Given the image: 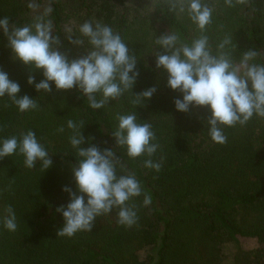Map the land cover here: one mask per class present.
Here are the masks:
<instances>
[{
    "label": "trees",
    "instance_id": "obj_1",
    "mask_svg": "<svg viewBox=\"0 0 264 264\" xmlns=\"http://www.w3.org/2000/svg\"><path fill=\"white\" fill-rule=\"evenodd\" d=\"M209 2L214 7L208 30L213 47L230 36L237 62L248 49L264 62V0H232V7L225 0ZM48 8L52 11L45 18L52 21L60 51L69 58L86 54L69 42L80 38L81 24H106L137 56L133 94L150 87L157 91L137 106L128 92L99 110L90 108L75 88L56 90L53 85L51 92L38 93L27 79L32 75L38 83L41 71L14 60L0 33V70L20 85V96L38 104L36 110L20 113L9 98L0 99V138L32 130L53 161L42 172L39 164L24 167L20 155L0 159V213L11 205L18 225L9 232L0 223V264H264V118L225 128L227 142L216 144L208 135L207 108L176 111L180 93L167 87V74L156 68V37L171 30L190 40L194 26L170 13L167 0H0V18L7 17L10 27H23ZM131 112L139 123L152 126L159 145L152 159L161 163L159 172L145 168L147 157L130 159L111 135L117 116ZM68 120L83 121V147L113 149L118 173L135 174L150 194L148 206L143 196L130 202L138 215L133 227L118 225L113 210L97 217L90 232L56 235L63 224L56 209L69 202L63 189L76 192Z\"/></svg>",
    "mask_w": 264,
    "mask_h": 264
},
{
    "label": "clouds",
    "instance_id": "obj_2",
    "mask_svg": "<svg viewBox=\"0 0 264 264\" xmlns=\"http://www.w3.org/2000/svg\"><path fill=\"white\" fill-rule=\"evenodd\" d=\"M225 4L233 6L232 0H225ZM167 8L176 17H186L196 34L190 40L171 30L157 36L154 43L160 51L155 55L156 68L167 74V87L180 93V98L174 100L175 110L186 113L193 107L207 108L208 135L214 143L223 145L227 142L225 128L243 126L253 117L264 118V62L257 59L259 53L255 49L244 51L237 62L230 36L213 47L208 30L213 23L214 7L209 0H167ZM51 11L46 9L33 24L23 27H10L7 17L0 18V33L7 37L13 59L42 73L38 83L32 75L27 79L36 92H51L53 85L56 90L75 88L94 110L103 109L109 101L128 92L134 97V106L152 98L156 87L133 94L139 76L138 60L118 32L106 24L85 21L79 27L80 38H69V42L83 48L86 54L69 58L60 51L52 21L45 18ZM19 93L20 85L0 70V99L9 98L20 113L38 108L34 98ZM117 120L111 133L116 145L125 149L130 159L147 157L145 168L159 172L161 163L152 159L159 145L154 142L151 124L139 123L135 112L118 115ZM84 126L83 121H67L69 143L75 154L71 170L76 192L68 187L63 189L69 194V202L56 209L63 219L58 237L90 232L97 217L113 210L117 211L118 225L131 228L137 224L138 215L130 202L141 196L144 206L152 202L135 174L118 173L113 149L83 147ZM14 155L23 157L27 169L39 164L44 172L53 163L49 151L32 130L19 137L0 138V159ZM0 223L9 232L16 231L17 216L11 205L0 213Z\"/></svg>",
    "mask_w": 264,
    "mask_h": 264
},
{
    "label": "rangeland",
    "instance_id": "obj_3",
    "mask_svg": "<svg viewBox=\"0 0 264 264\" xmlns=\"http://www.w3.org/2000/svg\"><path fill=\"white\" fill-rule=\"evenodd\" d=\"M252 244V243H251Z\"/></svg>",
    "mask_w": 264,
    "mask_h": 264
}]
</instances>
